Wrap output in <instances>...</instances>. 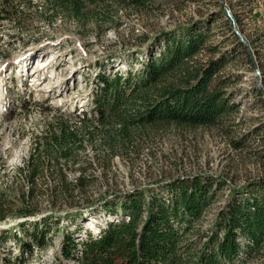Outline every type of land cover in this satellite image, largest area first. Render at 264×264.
I'll return each instance as SVG.
<instances>
[{
  "label": "rangeland",
  "instance_id": "obj_1",
  "mask_svg": "<svg viewBox=\"0 0 264 264\" xmlns=\"http://www.w3.org/2000/svg\"><path fill=\"white\" fill-rule=\"evenodd\" d=\"M125 4L85 3V18L78 21L54 0H0V191L17 195L19 186L12 185L17 168L32 153L37 156L38 147L43 152L39 139L58 131L61 123L79 129L78 134L94 133L98 147L101 127L95 123L84 129L80 122L94 107L97 75H126L130 68L140 73L151 53L162 49L154 44L158 36L172 32L180 37L182 29L190 28L206 36L190 64L224 63L217 79L225 81L231 111L214 126L154 130L138 142L136 153L114 157L104 170L92 168L89 173L101 178L87 191L99 205L135 188L209 175L223 182L200 225L209 229L235 190L264 176V0H146L140 9ZM105 14L112 23L103 20ZM244 47L251 50V61ZM90 147L86 157L93 153ZM65 172L70 179L78 175ZM50 205L41 201L35 217L0 221V235L53 213L61 218L60 226L50 232L44 249L26 255L27 264H74L58 254L65 233L77 229L69 216L80 213L81 203ZM111 217L80 218L79 225L95 234ZM20 237L29 239L20 233L0 243V264L19 256ZM244 257L245 264H264V245Z\"/></svg>",
  "mask_w": 264,
  "mask_h": 264
},
{
  "label": "trees",
  "instance_id": "obj_2",
  "mask_svg": "<svg viewBox=\"0 0 264 264\" xmlns=\"http://www.w3.org/2000/svg\"><path fill=\"white\" fill-rule=\"evenodd\" d=\"M120 1L135 9L146 3ZM54 2L64 7L70 17L82 21L85 3L106 0ZM108 18L105 14L103 20L112 23ZM155 40V47L162 45V49L151 53L140 73L135 74L130 68L126 75H97L94 107L80 122L84 129L98 124L102 143L95 147L94 133L78 134L79 129L71 130L64 123L58 125V131L51 129L47 138L39 139L45 146L43 152L38 147L39 154L32 153L17 168L18 175L12 179V185L19 186L17 195L0 191V221L12 216L35 217L41 214V201L51 207L81 203L80 213L69 216L70 225L77 229L65 233L58 254L74 264H245L244 254L258 252L264 245V176L235 190L206 230L200 226L204 213L215 202L223 184L209 175L135 188L99 205H93L88 195L87 188L101 178L89 173L92 168L104 170L111 166L114 157L136 153L138 142L154 130L169 125L214 126L231 111L230 97L222 89L225 81L217 79L224 63L214 60L207 65L190 64L205 43V33L185 28L180 37L170 32ZM244 49L251 61L247 48ZM89 146L93 153L86 157ZM65 170L78 175L70 179ZM100 216L114 219L95 234L79 225L81 219ZM60 223L61 218L52 213L29 226L20 224L16 232L3 231L0 243L11 237L18 239L20 233L29 238L20 237L19 256L5 264H27L26 255L32 257L35 248L44 249L50 243V232Z\"/></svg>",
  "mask_w": 264,
  "mask_h": 264
},
{
  "label": "water",
  "instance_id": "obj_3",
  "mask_svg": "<svg viewBox=\"0 0 264 264\" xmlns=\"http://www.w3.org/2000/svg\"><path fill=\"white\" fill-rule=\"evenodd\" d=\"M248 51H249V53L251 54V50H250V49H248ZM251 57H253V56H252V54H251Z\"/></svg>",
  "mask_w": 264,
  "mask_h": 264
}]
</instances>
